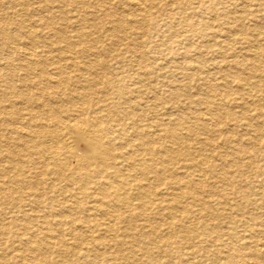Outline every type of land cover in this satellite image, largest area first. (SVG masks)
<instances>
[{
	"label": "bare ground",
	"instance_id": "obj_1",
	"mask_svg": "<svg viewBox=\"0 0 264 264\" xmlns=\"http://www.w3.org/2000/svg\"><path fill=\"white\" fill-rule=\"evenodd\" d=\"M10 1L14 5L23 6V8L30 4L29 0ZM109 1L97 0V3L104 15L113 23L110 29L106 27L108 36L118 42L123 38L120 32L124 28L125 20L122 22L113 18L114 14L108 5ZM152 1L126 0L125 3L132 7L136 16L142 17L140 19L143 22L145 20L143 16L150 13L147 2L151 3ZM5 2L7 1L5 0ZM69 2L74 11L90 6L86 0H69ZM153 5L155 4L153 3ZM258 6L264 10L262 4H258ZM82 10L84 11V9ZM228 10H231L230 7ZM17 12L21 14L19 11ZM94 12L93 10L88 14L76 13L74 17L70 16V18H74L75 26H78L76 44L79 47V52H94L93 45H95L96 39L92 29L96 28L97 19ZM225 13L227 12L225 11ZM40 18L43 19L39 16ZM59 18H62L60 14L55 12L50 14L52 21H58ZM262 25L264 24L262 23ZM0 30L2 32L7 30L2 22ZM24 32L31 38L37 36L34 31ZM241 32L246 34L244 29H241ZM47 34L51 41L67 39L65 30L55 32L50 29ZM5 37L11 39L9 35ZM222 46L224 51L231 48L229 43ZM14 47L9 53L6 51L7 55L0 66V99L10 101V96H16L19 98L16 104H22L17 117L16 115L11 116V103L3 106L7 115L2 117V122L11 126L10 130L14 134L13 141L17 142V152L7 150L3 154V157L9 162L6 171L17 172L24 176L21 181L22 185L29 189L30 195L37 202L46 199L56 201L51 196H54L52 192L58 191L63 194L61 202L67 211L80 209L85 204L88 212L86 219H79L70 214L68 219L57 221V226L58 224L64 226V230H62L68 237L69 243L65 241L66 237L62 230L56 232L49 226V220L45 219L43 224L41 222L44 227L41 231L38 229L35 232V230L32 231L35 228L28 227L26 220L20 218L26 238L31 242L30 244L34 243V245L29 244V250L32 252V258L38 260L37 264H77L73 259H68V254L71 257L75 256L76 261L81 262L80 264H84L82 259H92V263L97 262V264H129L120 262L123 258L121 251L106 253L107 249L111 251L110 249L124 245L127 254L133 260V253L138 249L149 258V264H155L158 262L161 249L168 258L162 261L163 264H174L172 262L174 258H177L180 264H187L191 263L190 257L202 253L205 251L204 248L214 247L217 242H222V240L230 241L231 234L236 235L238 232L235 230L236 227L233 228L238 223L244 228L252 227L253 224L259 227V231H252L251 228L248 237L240 235L238 238L241 247L247 250H239L230 241V245L222 243L226 247L229 245L227 250L219 248L220 250L216 249L211 254L214 256L213 253H215L216 260L222 254L231 264H264V241L260 240V236L264 239V187L261 184L257 186L254 179L251 180L253 172L250 171L253 165L252 158L257 156L255 152L264 151V132L255 129L254 135L245 137L248 134L245 132L244 138L238 139L232 138L225 132L227 124H229L227 128L232 125L237 127L245 120L243 115L250 112L248 101L244 97L239 98L236 95L246 89H248L247 93L243 94L251 97L252 95L256 96L253 103L259 109L260 116L264 117V93H262L264 92V64L259 60L263 59L260 53L251 56L247 54V57L243 59H240L236 54L229 56L232 58L226 55L223 57L224 64L221 73L225 81L222 87L224 96L231 99L232 110H235L236 107L239 110L241 108L240 113L238 110L236 112L222 110L223 108L219 106L220 99H218V90L221 88L213 82L212 76L210 78V73L208 75L200 65L194 64L195 72L187 74L186 78L189 77L188 80L195 79L197 81L198 84L194 85L196 86L194 88L200 90L202 96H199L200 98L197 100L187 102L188 105L187 103L183 104L187 105L186 111L180 112L175 117L168 116L164 119L159 118L160 115L157 117V115L150 114H154L155 106L142 102L144 96L134 95L132 91L130 94L125 88L126 80L122 71H117L113 76L107 72L108 67H105L106 73H109L107 80L110 87H107L95 76L86 77V72H80L79 75L69 74V72L66 74L64 67L76 66V62L74 57L70 54H62L61 50V56L58 55V57L66 62L70 60L71 63L70 66L55 63V78L57 80L53 83L55 92L52 97L55 98L57 104L53 105L49 100L50 95L46 96L45 90L40 87V84L42 85V82L46 80L43 78L45 74L43 72L34 74L38 66H43V59L40 57L44 56L34 48L30 47L25 52L23 66L27 71L24 78L27 79V83L30 80V86L36 87L37 91L27 84L18 87L12 83L11 79L8 81L4 79V68L8 69L5 73L10 76L19 74L16 72V67H13L15 60L13 57L15 58L17 53ZM246 53L249 52L246 51ZM46 54L48 53L46 52ZM137 57L140 60L144 58L139 54ZM49 58L48 55L45 56V60ZM226 58L230 60H225ZM104 66H107L106 62ZM92 67L91 64L90 68L84 70L90 73L93 70ZM93 75L95 74L93 73ZM201 75H203L204 83L199 82ZM80 77L82 80H79ZM174 77L176 76L174 75ZM182 78L180 77V79ZM70 80L83 81L84 89L80 90L76 84L74 88H66L65 83ZM234 84L239 86H237L238 90L234 91L231 88ZM94 86L101 88L100 91L97 90L94 93H107L108 90H111L114 96L103 93L99 94L100 97L92 99L87 90L92 91ZM187 86L185 84L187 90L191 88ZM25 89L32 90L24 94L23 92L27 91ZM158 90L161 91L158 94L160 98L156 99L159 104L171 101L170 104L178 105L181 99L180 90H184V88L170 86ZM23 95L26 99L22 98ZM62 95L68 98L66 104H63ZM145 98L147 97L145 96ZM217 99L218 102H216ZM13 105L15 104L13 103ZM200 107H204V109ZM24 109L27 112L23 117ZM64 113L67 115L66 118L62 115ZM247 155L250 156L247 157ZM17 156L25 159L23 164L18 162L20 159L18 160ZM241 160H245L244 163L242 162L243 165ZM244 168L245 170H243ZM180 169L184 170L179 171ZM256 172L264 175V167L258 166L254 173ZM27 173L30 174L29 177L26 176ZM252 181L256 185H253ZM20 184L17 185L20 187ZM17 185L14 186L15 190L19 189ZM164 185L167 186L166 189L169 192L167 194L161 191ZM46 194H49L50 197ZM16 206L18 203L12 205L13 210H9L8 214L13 213ZM20 206L24 207L21 204ZM262 208L260 214L255 211ZM98 212L100 217H97ZM13 218L15 217L11 216L9 221L0 218V234L3 233L6 223L16 221ZM242 218L246 219L245 223L241 222ZM91 221L95 222V226L90 224ZM198 226L204 233L202 234L205 236L204 240L201 233L196 231ZM245 230L243 231L245 232ZM95 232L98 234L94 235ZM91 233L99 246L103 248L101 250L105 251L100 252L92 245ZM19 235L17 234V236ZM118 239H120V243ZM20 240H25V237L17 238L13 245L10 244L13 246L10 251L11 258L16 261V264H33L31 263L33 259H28L29 257L20 251V243L23 242ZM37 240L42 246H38ZM179 242H185L182 247L186 248V251L182 252L179 247L174 249L173 244ZM5 250L4 246L0 247V264H7L6 261L11 259ZM55 251L60 253V257L55 260L49 259L47 253ZM10 252L9 254H11ZM152 252H157V259L151 258ZM185 255L188 257L187 262L184 261Z\"/></svg>",
	"mask_w": 264,
	"mask_h": 264
},
{
	"label": "rangeland",
	"instance_id": "obj_2",
	"mask_svg": "<svg viewBox=\"0 0 264 264\" xmlns=\"http://www.w3.org/2000/svg\"><path fill=\"white\" fill-rule=\"evenodd\" d=\"M6 1L7 2H5V0H0V23L2 22V24L5 26V29H7L6 32H2L0 30V66H1L2 62H4V59H5V56L7 55V52L9 53L10 50H12L13 47L15 46L14 49H16L17 53H16L15 58L13 57V60L15 59L13 61V65H14L13 67L14 68L16 67V72L19 74L17 76L16 75L10 76L9 74L5 73V72H7L8 69L4 68L3 69L4 79L7 81L11 79L12 83H14V85H16L18 87H22L23 85L27 84V86H29L31 88L33 87V90L35 89L34 91H37L36 87L30 86L31 85L30 80H29V83H27L28 82L27 79L24 78V74L27 71H26L25 67L23 66V64H25V62H24L25 52L28 51V48L30 49V47L34 48L35 51L39 52L40 54L43 53V55H44V56L40 57V59H43L42 60L43 66L42 65L38 66L37 69H35L34 74H37L40 72H43V74H45V77H43V78L46 80H44L42 82V85L40 84V87L43 90H45L46 96H47V94H48V96L50 95L49 100H51L52 103L50 101L49 102L53 105L57 104L55 98L52 97V95L55 92V88L53 87L54 86L53 83H54V81L57 80L55 78L56 77L55 69H54L56 66L55 63H58V65L62 64L65 66L66 65L70 66L69 64L71 63L70 60L66 62L65 60L60 59V57H58V55L61 56V53L62 54L65 53L64 55L70 54L72 57H74L73 59L76 62L75 63L76 66L64 67L66 74H68V72H69V74L72 73L75 75H79L80 72H86V77L95 76L100 81H102L107 87H110L108 85V80H107V76L109 75V73H106L105 67H108L107 72H110V74H112L113 76L116 75L115 73H117V71H122L123 75L125 76V80H126V82L124 84L125 88L130 92V94H132L131 93V91H132L134 93V95L144 96V98H142V102H146L150 106H153V105L155 106L154 107L155 108L154 114L153 113H150V114H152L153 116L157 115V117H159V115H160L159 118H164V119L168 118V116L169 117H171V116L175 117L180 112L186 111L187 105L191 100H197L198 98H200L202 96L201 91L198 90L197 88H194V87H196L194 85L198 84L197 81H195V79H189L188 80L189 77L186 78V76H188L187 74L190 75L193 72H195V68L193 67L194 64L200 65L203 68V70L206 73H208V75L210 73V75H209L210 78L212 76L213 82L221 88L218 90V94H219L218 99H220V103H221L219 106H221V108H223L222 110L225 112H227V111L229 112L232 110V107H231L232 102H231V99L224 96V90L222 88L224 86V83H225L224 79L222 78V73H221L222 72L221 68H223V64H224V58H223V57H225L224 55L229 57V56H231V54H236L237 56L240 57V59H243L244 57H247V54H248V56L249 55L251 56L253 54L255 55L257 53H260V55L263 57V59H259V60H261L262 63L264 64V36H263L264 35V25H262V23L264 24V10L261 9L260 6H258V4H262V6L264 7V0H233V1L232 0H202V1L201 0H180V1L179 0H177V1L176 0H153L151 3L147 2V4L150 7V13L146 16H143L145 18V20L143 22L141 20L142 17L136 16L135 11H133L132 7L125 3L126 0H110L108 5H109L112 13L115 15V16L113 15V18H116L119 21L121 20L122 22L125 20L123 22L124 28L120 32L121 35L123 36V38L121 41H118V42L112 40V38L110 36H108V29H110L113 26L112 25L113 23L109 18H107L104 15L103 11L101 10V7L97 3V0L96 1L95 0H89V1L86 0L90 6L82 8V9H84V11L82 9L74 11L73 6L70 4L69 0H29L28 3H30V4L25 6L24 8H23V6L14 5L10 0H6ZM153 3L155 5H153ZM6 5H7V7H5ZM44 5H46V7H44ZM56 5H58V6H56ZM120 5H121V7H120ZM229 7L231 10H228ZM21 8H22V10H21ZM118 8H119V11H118ZM18 9H20V10H18ZM69 9H71L70 10L71 12L69 11ZM93 10L95 11L93 14L97 18L96 19V28L92 29L93 33H94V37L96 39L95 45H93L94 52L93 51H92V53L85 52V51L79 52V47L76 44V42H77L76 34L78 33V30H77L78 26L77 25L75 26V22L73 20L74 18H70V16L74 17V14H76V13L81 14V15L83 13L88 14L90 11H93ZM17 11H19V13H21V14H18ZM225 11L227 13H225ZM54 12L57 14H60L62 16V18H59L58 21L50 20V14L54 13ZM45 13H46V15H45ZM101 15H103V16H101ZM39 16L43 17V19L40 18L41 19L40 20ZM98 17H99V20H98ZM133 17H134V19H133ZM135 20H137V21H135ZM133 21H135V22H133ZM110 22H111V24H110ZM32 24L35 26H33ZM46 24L50 25L51 27L46 25ZM126 24H127V26H126ZM40 29H41V31H40ZM50 29L52 31H55V32L65 30V34L67 36V39L62 38L60 41L59 40L57 41L56 39H55V41H51V39L48 36L49 33L47 34V32H49ZM241 29H244L246 31V34H242ZM28 30L32 31V32L34 31V33H36L37 36L35 38L32 37L33 38L32 39L28 34L25 35L24 31H26L28 33L29 32ZM47 30H49V31H47ZM68 34H70V35H68ZM6 35L11 36V39H8L7 37H5ZM238 37H239L240 41L237 40ZM65 42H66V44H65ZM68 42L70 45L68 44ZM226 43H229V45L231 46L232 49L230 48V50L224 51V48L222 45H224ZM29 44H30V46H29ZM59 46H60V48H59ZM68 46H70L72 49ZM66 48H67V50H66ZM256 50H258V51H256ZM65 51H67L68 53ZM246 51L249 53H246ZM46 52L48 54H46ZM21 53H22V55H21ZM137 54L144 56V58L142 60H140L137 57ZM46 55H48V57H50V58L45 60ZM229 58H232V57H229ZM225 60H230V59L226 58ZM65 62H66V64H65ZM105 62L107 64V66H104ZM91 64L93 65V67H92L93 70H91L90 73H88L84 69L90 68ZM210 66H211V68H210ZM80 68H82V69H80ZM167 71H169V72H167ZM93 73L95 75H93ZM174 75L176 77H174ZM202 76L203 75H201L200 76L201 79H199L200 83H204ZM215 76H217V77H215ZM180 77L181 78L185 77L184 78L185 80L183 78L180 79ZM140 79H141V81H140ZM221 79H223V80H221ZM79 80H82V78L80 77ZM75 84L78 85L80 90H83L85 87V84L83 83V81L82 82H80V81L75 82L74 80H70V82L65 83V87L71 89V88L75 87ZM185 84L188 85L187 87H191V88H189L187 90V88H185ZM168 85H169V87L170 86L171 87H178L179 86L180 88L181 87L184 88V90H180V98L181 99L179 100L178 105L176 103L170 104L171 101L162 102L161 104H159L157 102L156 99L160 98V97H158V94H159V92H161L158 89L159 88L161 89L163 87L169 88ZM44 86H46V87H44ZM237 86H238L237 84H234L231 88L235 91V90L239 89L238 88L239 86L238 87ZM99 89H101V88H99V87L97 88L96 86H94L92 91L87 90V92L89 93V96L92 99H96V98L100 97L99 94H103V93L105 95L106 94L112 95L111 90H108L107 93H105V92H98V93L96 92L97 94L94 93L95 91H97ZM25 90H27V91L23 92L24 94L27 92H30L32 89H25ZM47 90H49V91H47ZM247 90L248 89H246L244 92H240L242 94L236 93V95L239 98L244 97L245 100L248 101L249 108H250L249 110L251 113L250 112L245 113L243 115V117L245 116V118H244L245 120H243L242 124L239 123V125L237 127L235 125H232L231 127L227 128V126H229V124H227L225 127V129H226L225 132L228 133V135L232 136V138H234V139L244 138L245 132L248 133L245 137L252 136L255 134V129H259V131H261L262 133L264 132V122H263L264 117L260 116L259 109L253 103L256 96L252 95V97H251L248 95H244L243 93H247ZM236 92H238V91H236ZM262 93H264V92H262ZM254 94H256V93H254ZM112 96H114V95H112ZM112 96H110V97H112ZM145 96L147 98H145ZM58 97H60V96H58ZM9 98H11L10 101H6L2 98L0 99V110H1V115H0V170L1 171H0V174L1 175L4 174L2 176L0 175V187L2 188V189L0 188V218L2 217L3 219H6V221H9L10 217L14 216L15 218H13V219H16V221H14L12 223H6L4 225L5 229L3 230V233L0 234V242H1L0 247L4 246V249H6L5 251H6L7 255L11 258L12 253L10 251H11V248L13 247L12 245L14 244L15 240L17 238L22 239L23 237H25V240H20V241L25 242V243L22 242L23 244L20 243L21 244L20 245V247H21L20 251H23L24 254L26 255V257L27 256L29 257L28 259H33L32 258V256H33L32 252H30L29 248H30V245H34V243L30 244L31 242H29L28 238H26V233L23 231L22 226H21V221H20L21 217L26 220L25 222H26L28 227L32 226L31 228H35V229H32V231L35 230V232H36L38 229H39L38 231H41L42 227H44V225H42L43 221L45 219H47L50 221L49 226L52 229H55L57 232V231H61L64 227L61 224L60 225L58 224V226H57L56 223H58L57 222L58 220L68 219V216H70V214L73 217H77L79 219H84V218L86 219L88 217V212L85 208V204H83V206L80 209L67 211L66 207L61 202L63 194H61L58 191L52 192V194H54V196H51V197L55 198L54 200H56V201H50L49 199H46L44 201H41V202L38 201L37 202L34 199V197L32 195H30L29 189L26 188L25 185L24 186L22 185L21 181H22V178L24 179V176L19 175L17 172H7L6 171V169H7L6 167L9 166V162L7 161L6 158L3 157V154L6 153L5 151H7V150L12 151V152H17V150H16L17 149V146H16L17 142L15 143L13 141L14 134L10 130L11 126L2 122V117H6V115H7V111L3 109V106L11 103V116L16 115V117H17L19 115L18 112L21 108L20 106L22 105L19 103L16 104V101L19 100L18 97H16V96L11 97L10 96ZM22 98L26 99V97L24 95L22 96ZM154 98H155V100H154ZM218 99L216 102H218ZM249 99L250 100L252 99V100L250 101ZM62 100H63V104L64 103L66 104L68 102L67 96L62 95ZM229 101H230V103H229ZM13 103L15 105H13ZM30 103H33V102H30ZM185 103H187L186 106L183 105ZM223 106L224 107L227 106V107L224 108ZM200 108L204 109V107H200ZM237 110L239 112V111H241V108L239 110V108L236 107V109L235 110L233 109L232 111L236 112ZM26 112H27L26 109H24V111H22L23 117L25 116ZM188 113H190V112H188ZM62 115L64 118L67 117V115L65 113ZM260 118H262V119H260ZM24 120L26 121V118H24ZM104 124H105V122H104ZM243 130H244V132H243ZM233 133L235 134L234 136H233ZM203 137H205V136H203ZM249 152L252 153V151H249ZM263 152L264 151L255 152V154H257V156L252 158L253 165L251 166L250 171L253 172L251 180L254 179L253 181L255 183H257V186L261 184L264 187V175H262L261 173H257V172L254 173L258 166L261 165L262 167H264V153ZM13 154L17 155L16 153H13ZM249 156L250 155H247V157H249ZM17 157H18V160L20 159L18 162H22V164H23L25 159L20 158L19 156H17ZM245 159H247V158H245ZM242 162L244 163L245 160H241V164L243 165ZM181 170L183 171L184 169H180L179 171H181ZM243 170H245V168ZM27 175L29 177L30 174L27 173L26 176ZM259 175H260V177H259ZM256 177H257V179H256ZM20 182H21V184H20ZM254 182H253V185H256V184H254ZM16 183L20 184V187ZM69 183L71 184V181H69ZM16 185H17V188H19L17 190L14 189V186H16ZM73 186H75V185L73 184ZM162 187H163V189L161 188L162 189L161 191H164L163 192L164 194L169 193L168 190L166 189L167 186L164 185ZM48 195L49 194H46V196H48ZM48 197H50V196H48ZM43 198H45V197H43ZM238 198H240V197H238ZM14 203H18V206H16L13 213L8 214V212H10L9 210H11V211L13 210L12 205ZM20 204L23 205L24 207H21ZM38 205H40V206H38ZM262 210H263V208L260 210L256 209L255 211L258 214H260L262 212ZM15 212H17V213H15ZM33 214H35V215H33ZM32 215L35 217H33ZM45 216H46V218H45ZM97 217H100L99 212L97 213ZM41 222H42V224H41ZM241 222L245 223L246 219L242 218ZM13 223H15V224H13ZM8 224H9V226H8ZM90 224L95 226V222L91 221ZM223 224L225 225V223H223ZM253 225L255 227L252 226V227L244 228L239 223L236 224L233 228L236 227L235 230L238 232H236L237 233L236 235L231 234L232 235L231 236L232 238L230 239L231 244L233 242L235 244V247L238 248L239 250H241V249L247 250L244 247H241V244H240L241 242L239 241L240 239H238V238L240 237V235H244L245 237H248L251 228H252V231H255V230L259 231V227H256L255 224H253ZM56 226H57V228H56ZM61 226H62V228H61ZM191 226H192V224H191ZM243 228L246 229L245 232L243 231L244 230ZM201 230L202 229L198 226L196 231L198 233H201V237L204 240L205 236L202 235L204 233ZM242 232H244V233H242ZM63 233H64L63 235H65V237H66L65 241L69 243V239L66 236L64 231H63ZM17 234L18 235L20 234V235L17 236ZM96 234H98V233L95 232L94 235H96ZM245 234H248V235H245ZM90 235H91L90 239L92 241L91 242L92 245H94L97 249H99L100 252L105 251V250H101L103 248L99 246L97 241H95V237H92V233ZM158 239H160V238H158ZM118 240H119L118 242L120 243V239H118ZM260 240L264 241L262 236H260ZM176 241H178V240L176 239ZM230 241L222 240V242L221 241L217 242L214 247L209 246L208 248H204L205 251L196 255L197 257L196 256L190 257L191 263L188 262L187 264H198V263L199 264H231V262L228 261V259H226L225 256H222V254L219 256V258L217 260L215 258V253H213L214 256L211 254L212 251L219 249V248L222 250H227V247H229V245H230ZM183 243H185V242H179L177 244L174 243L173 244L174 249L175 248L177 249L179 247V248H181L182 252H184V250L186 251V248L182 247L184 245ZM222 243L223 244L229 243V245H227V247H226V246L222 245ZM10 244H12V245H10ZM40 245H41V243L38 241V246H40ZM24 246H25V248H26V246H28L26 248L27 250L24 248ZM219 246H221V247H219ZM118 248H120V249H118ZM194 249L196 250V247H194ZM110 250L111 251H109V249H107L106 253H109V252L112 253L113 251H121L122 252L123 258H122V260H120V262H122V263L128 262L129 264H134V263L135 264H149V262H150L149 258L144 253H142V251H140L138 249L135 250L133 253L134 254L133 255L134 260L132 258H130L129 255L127 254V250H126L125 245L124 246H118V247L110 249ZM209 251H211V252H209ZM9 252L11 254H9ZM205 254H206V256H204ZM120 256H121V253H120ZM47 257H49V259L55 260L58 257H60V253L56 252V251L55 252H48ZM67 257L70 260L73 259V261H75L77 264L81 263V262L78 263L76 261L75 256L71 257V255L68 254ZM153 257L157 259V252H152L151 258H153ZM182 257L184 258V256H182ZM88 258H91V257H88ZM143 259L146 262L145 261L143 262ZM158 259H157L158 262H156L155 264H163L162 261L168 259L167 256L164 255V252H162L161 249H160V256L158 257ZM186 260H188L187 256L185 257L184 261H186ZM81 261H83L84 264H97V262L92 263V259H87V260L82 259ZM178 261L179 260L177 258H174V260L172 262L174 264H180V263H178ZM36 262H38V260L33 259V261L31 263L34 264ZM6 263L7 264H16V261L11 258V259L7 260ZM98 264H100V263H98ZM151 264H154V263H151Z\"/></svg>",
	"mask_w": 264,
	"mask_h": 264
}]
</instances>
